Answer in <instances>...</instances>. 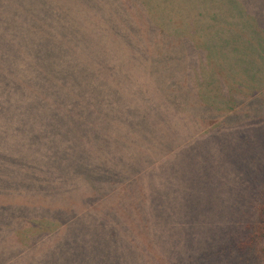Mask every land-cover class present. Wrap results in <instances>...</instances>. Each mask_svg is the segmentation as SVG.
<instances>
[{"label": "trees", "instance_id": "16d2710c", "mask_svg": "<svg viewBox=\"0 0 264 264\" xmlns=\"http://www.w3.org/2000/svg\"><path fill=\"white\" fill-rule=\"evenodd\" d=\"M185 1L0 0V125L4 124L7 129L0 136L10 145L6 152L13 149L8 141L26 150L32 136H27L28 129L22 124L37 118L34 111L53 107L55 101L50 96L58 90L55 79L77 76L80 69L98 60L101 49H106L102 55L104 63L117 66L119 62L113 48L118 45L132 48V59L136 63L131 64L135 71L125 78L132 91L119 99L116 112L94 117L95 128L83 134L89 140L99 139L100 142L72 147L76 149L70 150L72 157L68 164L73 167H77L81 159L90 172L91 164L109 163L114 158L113 150L124 153L120 147L113 148L112 144H117L115 139L119 140L120 146H128L156 137L158 140L151 147L154 151L152 154L151 150V157L155 160V156L168 148H180L182 145L178 144L197 124L227 111L228 105L236 106L239 97L243 96L245 81L255 79L264 63V0ZM199 18L203 20L200 31L197 29ZM223 50L225 53H221ZM215 53L223 65L230 58L228 53L233 55L236 69L232 76H229L231 71L227 65V70L223 67L208 77L199 72L208 57ZM185 54L190 58L189 64ZM120 71L124 72L126 68L120 67ZM215 89L222 94L216 96L213 107L208 109L210 98L200 94ZM257 100L264 106V98ZM148 108L151 112L146 115ZM16 111L32 114H16ZM185 122L193 125L190 130L185 131ZM162 123L176 129L166 127L159 134L157 126ZM222 128L216 126L215 129L222 133ZM58 162L56 160L52 165L53 174L49 173L55 182L54 194L60 196L67 191L65 183L80 179L89 189L84 191V202L90 203H94V196L101 195L108 187H117L115 184L127 174L139 172L136 168L121 180L109 182L105 188L93 183L90 174L81 168L65 178L60 169L64 164ZM28 166L30 170L36 163H28ZM153 171L144 173L143 177ZM129 189L116 190L114 194H118L114 197ZM110 197L104 202L110 201ZM253 209L254 217L243 227H230L228 238L199 239L201 242L193 248V256L175 254V258H170L171 251L168 250L167 255L158 257L160 261H157L149 256L146 246L136 245L133 238H115L106 253L88 244L86 249L91 254L98 253L95 255L97 260L88 264H100L98 258L104 262L111 256L115 257L112 264H264V194L256 199ZM106 240L110 242L108 238ZM60 243L67 246V239L49 238L36 247L35 252L20 259L16 252L23 245L7 244L0 254V264L35 261L36 258L29 255L41 257ZM75 244L78 246V242ZM101 247L104 249V245ZM71 264L83 262L75 257Z\"/></svg>", "mask_w": 264, "mask_h": 264}, {"label": "rangeland", "instance_id": "374dc122", "mask_svg": "<svg viewBox=\"0 0 264 264\" xmlns=\"http://www.w3.org/2000/svg\"><path fill=\"white\" fill-rule=\"evenodd\" d=\"M202 26L203 20L198 21V31ZM105 50L101 49L98 60L82 67L77 76L54 80L58 90L50 96L55 101L53 107L34 111L37 118L22 124L28 129L27 136H32L26 150L8 141L13 149L7 153L10 145L0 136V254L7 244L23 245L16 252L20 259L35 252L36 247L49 238L67 239V246L60 243L41 257L32 253L29 256L36 258L35 261L28 259L17 264H71L75 257L88 264L95 262L98 254H91L86 249L88 244L106 253L115 238H133L136 245L146 246L149 256L157 261H160L158 257H165L168 250L170 258H175V254L193 256V248L201 242L199 239L228 238L230 227L240 228L248 223L254 217L256 199L264 194V106L257 100L264 98V63L255 79L245 81L239 103L228 105L227 111L197 124L178 144L182 145L180 148H168L154 160L151 147L156 144V137L128 146H120L115 139L117 144H112L113 148L120 147L123 155L113 150L114 158L109 163L91 164L93 173L82 165L84 159L77 167L68 164L72 157L70 150L76 149L72 147L100 142L99 139L89 140L83 134L95 128L94 117L116 112L119 99L132 91L129 80L125 79L135 71L131 64L136 63L132 59V48L124 45L113 48L119 62L117 66L104 63ZM185 56L189 64L190 58ZM227 56L230 58L225 63L232 76L235 60L232 54ZM226 65L215 53L208 57L199 72L208 77L223 67L227 70ZM120 67H125L126 71H120ZM221 79L225 80L223 76ZM195 89L198 91L197 87ZM221 94L215 89L200 95L210 98L209 109ZM256 100L258 105L254 106ZM150 112L151 109H145L146 115ZM16 114L32 113L16 111ZM184 124L185 131L193 126ZM216 126H223L224 131L220 133ZM166 127L176 129L158 125L159 134ZM3 131L7 129L1 124L0 133ZM185 148L188 149L182 151ZM56 160L59 165L64 164L60 169L65 178L81 168L90 174L93 183L105 188L136 168L139 172L127 174L115 184L117 187H108L90 203L84 202V191L89 189L80 179L65 183L67 191L60 196L54 194L55 182L49 173L53 174L52 165ZM28 163H36V167L29 170ZM151 170L154 171L143 177ZM121 188L130 189L114 197L118 194L114 192ZM109 197L111 200L104 202ZM105 260L101 262L98 258L100 264H112L115 257Z\"/></svg>", "mask_w": 264, "mask_h": 264}]
</instances>
